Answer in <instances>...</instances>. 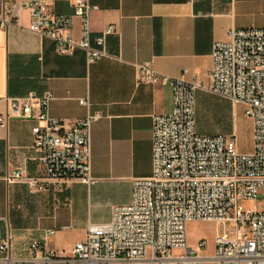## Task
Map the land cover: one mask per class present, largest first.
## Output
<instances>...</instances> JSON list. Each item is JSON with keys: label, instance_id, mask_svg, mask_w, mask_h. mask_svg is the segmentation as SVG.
Here are the masks:
<instances>
[{"label": "crops", "instance_id": "crops-1", "mask_svg": "<svg viewBox=\"0 0 264 264\" xmlns=\"http://www.w3.org/2000/svg\"><path fill=\"white\" fill-rule=\"evenodd\" d=\"M26 1L0 0V110L7 111L8 98L50 91L53 117L67 124L88 113L101 117L92 125L91 184L45 177L42 153L34 147L36 119L13 118L0 128V242L11 234L14 259L6 261L0 253V264H84L74 258L73 246L85 238L89 224L110 221L113 207L130 201L134 179L152 175L154 116L173 108L171 87L138 84L137 65L147 62L162 75L197 81L203 88L195 96L216 95L208 90L214 43L226 40L232 28H264V0H90L91 45L98 48L96 39L114 27L106 35L107 56L92 63L84 50L61 54L54 40L29 30ZM48 2L56 13L74 14L72 0ZM73 32L81 38L77 17ZM84 97L88 108L79 104ZM229 129H237L232 119ZM16 170L43 177L41 188L31 189L25 180L8 182ZM34 241L45 243L44 249L32 251ZM197 242L191 238L189 245ZM49 251L56 252L51 260H30ZM203 251L197 249L206 255Z\"/></svg>", "mask_w": 264, "mask_h": 264}, {"label": "built area", "instance_id": "built-area-1", "mask_svg": "<svg viewBox=\"0 0 264 264\" xmlns=\"http://www.w3.org/2000/svg\"><path fill=\"white\" fill-rule=\"evenodd\" d=\"M72 5L74 14L67 15L54 12L48 0H27L23 8L29 13L28 29L54 40L61 54L82 49L89 63L107 56L106 35L114 32V27L109 26L96 39L98 48L93 47L94 7L90 0H72ZM75 17L81 21L79 39L73 32ZM212 60L208 90L245 106L246 116L253 121V150L239 152L235 133L197 132L195 92L203 88L200 83L162 75L147 62L137 65L138 84H168L173 92L172 111L154 116L153 173L133 180L130 201L114 206L110 221L88 225L85 238L72 248L76 260L84 264L113 260L264 264V202H260L264 196V28L229 29L226 40L214 43ZM53 98L50 91L8 98L7 111L0 110V128H6L13 118L36 119L34 147L42 153L45 177L91 184L92 125L101 116L88 113L67 124L49 113ZM79 104L88 108L90 101L80 98ZM6 179L25 180L31 189H39L43 177H25L16 170ZM244 201L260 207L244 208ZM194 221L229 224L233 231L216 235L214 253L201 255L197 249H205V239H199L196 247L189 245L188 224ZM11 239L8 232L0 242L6 261L14 260ZM44 247L45 243L34 241L30 248L40 252ZM175 250L180 253L174 255ZM55 253L49 251L46 257L35 255L30 260H51Z\"/></svg>", "mask_w": 264, "mask_h": 264}, {"label": "rangeland", "instance_id": "rangeland-1", "mask_svg": "<svg viewBox=\"0 0 264 264\" xmlns=\"http://www.w3.org/2000/svg\"><path fill=\"white\" fill-rule=\"evenodd\" d=\"M235 114V115H234ZM233 116V117H232ZM235 116V117H234ZM229 119L231 123H236L235 131L238 151L250 153L253 150V129L252 121L246 116L244 106L237 104L234 108L233 103L224 98L209 93H201L196 96V121L197 132L202 135H229ZM260 202H264V196H260ZM244 208L260 207L252 201L242 202ZM227 230L232 234L233 228L229 224L216 222H191L188 224V240L200 238L205 239L206 247L204 253L211 254L214 248L216 235L223 234Z\"/></svg>", "mask_w": 264, "mask_h": 264}]
</instances>
